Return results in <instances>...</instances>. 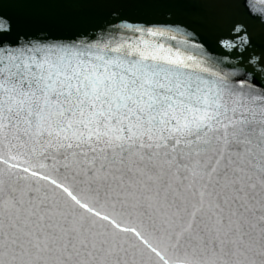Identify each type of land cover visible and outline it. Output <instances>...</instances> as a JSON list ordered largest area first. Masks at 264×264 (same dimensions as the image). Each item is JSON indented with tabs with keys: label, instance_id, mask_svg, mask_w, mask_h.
<instances>
[{
	"label": "snow or ice",
	"instance_id": "obj_1",
	"mask_svg": "<svg viewBox=\"0 0 264 264\" xmlns=\"http://www.w3.org/2000/svg\"><path fill=\"white\" fill-rule=\"evenodd\" d=\"M0 264H264V0H0Z\"/></svg>",
	"mask_w": 264,
	"mask_h": 264
}]
</instances>
